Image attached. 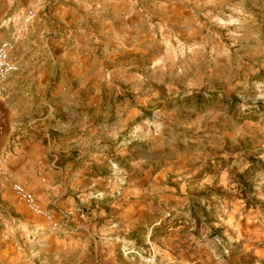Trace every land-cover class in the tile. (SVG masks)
<instances>
[{
  "label": "rangeland",
  "instance_id": "rangeland-1",
  "mask_svg": "<svg viewBox=\"0 0 264 264\" xmlns=\"http://www.w3.org/2000/svg\"><path fill=\"white\" fill-rule=\"evenodd\" d=\"M0 43V264H264V0H0Z\"/></svg>",
  "mask_w": 264,
  "mask_h": 264
},
{
  "label": "crops",
  "instance_id": "crops-1",
  "mask_svg": "<svg viewBox=\"0 0 264 264\" xmlns=\"http://www.w3.org/2000/svg\"><path fill=\"white\" fill-rule=\"evenodd\" d=\"M113 25L114 24H112V26ZM8 44H9V50L7 52L8 54H7V57H6L7 67L5 68V66H3L2 62H0V68H4L5 69L3 76L0 78V85L3 87L4 95L7 92V82L9 80V78L13 74L17 73L20 70V64H19V61H18L17 56L15 54V51H13V46H12L11 43H8ZM3 96H1L0 99H2ZM1 126L3 128V133H2V139H3L5 130H4V126L0 125V127ZM1 144H2L1 148L3 149V151H5V148H4V145H3V141L1 142ZM2 154H3V156H2ZM2 154L0 155V161L3 160L4 157H5L4 153H2ZM3 162H5V159H4V161L0 162V164H3ZM88 164H89V162H88ZM1 168H3L2 165H1ZM2 172L5 173L6 171L3 169ZM12 188L26 202V204L28 205V207L30 209H32L36 213H39V214L42 213V211L44 209L41 207V205L38 202L35 194L33 192H31L29 189H27L24 184H22L21 182L15 181V182L12 183ZM21 192H25L26 194L32 196L34 199L30 198V201H28L27 198H25L22 195H20ZM44 213H46V211H44Z\"/></svg>",
  "mask_w": 264,
  "mask_h": 264
},
{
  "label": "trees",
  "instance_id": "trees-1",
  "mask_svg": "<svg viewBox=\"0 0 264 264\" xmlns=\"http://www.w3.org/2000/svg\"><path fill=\"white\" fill-rule=\"evenodd\" d=\"M242 188H243V197L244 198H248V195H247L248 194V191H249L248 190V188H249L248 184H245L244 183V186H242ZM247 204L250 205V204H252V202L248 200L247 201ZM254 204H257V202L255 201Z\"/></svg>",
  "mask_w": 264,
  "mask_h": 264
},
{
  "label": "bare ground",
  "instance_id": "bare-ground-1",
  "mask_svg": "<svg viewBox=\"0 0 264 264\" xmlns=\"http://www.w3.org/2000/svg\"><path fill=\"white\" fill-rule=\"evenodd\" d=\"M3 76V72L0 71V78ZM4 95L3 87L0 85V97ZM1 155V154H0Z\"/></svg>",
  "mask_w": 264,
  "mask_h": 264
}]
</instances>
